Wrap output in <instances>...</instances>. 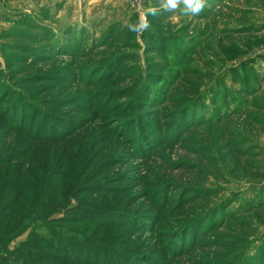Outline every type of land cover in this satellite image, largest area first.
Returning <instances> with one entry per match:
<instances>
[{
    "label": "rangeland",
    "instance_id": "obj_1",
    "mask_svg": "<svg viewBox=\"0 0 264 264\" xmlns=\"http://www.w3.org/2000/svg\"><path fill=\"white\" fill-rule=\"evenodd\" d=\"M56 5L0 0V153L108 189L70 203L110 227H52L65 264H264V0L149 16L141 36L126 24L159 0ZM26 236L0 237L3 264L35 262Z\"/></svg>",
    "mask_w": 264,
    "mask_h": 264
},
{
    "label": "trees",
    "instance_id": "obj_2",
    "mask_svg": "<svg viewBox=\"0 0 264 264\" xmlns=\"http://www.w3.org/2000/svg\"><path fill=\"white\" fill-rule=\"evenodd\" d=\"M135 17L137 18V16ZM65 34L69 37L72 36L70 30H66ZM51 39L56 43L58 49L60 47L66 49L68 46L66 39L59 41L52 36ZM70 39L77 41L78 38L76 36L75 38L70 37ZM148 93L151 94V92ZM21 117L20 115V121ZM19 127H21V123L18 125ZM60 131L62 132V130ZM27 133L30 142L31 140L34 141L33 143L51 141L48 137H33L29 126ZM65 137L64 134L59 138H54L50 143L56 144L66 139ZM31 154V149L19 148H14L8 153H0V237L6 239L13 234V238H16L17 235L27 232L26 240L14 252L26 251L30 255L37 253L38 258L33 259L34 263L25 262L22 259L24 262L22 264H65L67 258L62 256L66 254L62 251L64 240L59 239V234L52 227L66 225L79 227L80 222L95 225L99 229L110 227L111 222H101L99 215H96L99 211L96 209L98 208L97 203L91 202L90 205H94L92 210L85 205V199H82L76 206H71L70 203L73 199L81 198L83 194H105L108 189L93 188L91 190L88 187L78 189L75 181L69 180L73 181V184L65 188L66 191H64L61 189V185L63 179L66 180V178L61 175V166L55 165L49 172L48 168L52 159L49 158L45 160L46 162H37L34 161ZM89 212L98 218L85 216ZM55 214H61V217L54 218ZM81 238L83 241L84 237ZM88 243L89 241L86 246L95 249L92 246L93 242L90 246ZM18 258L19 256H16V259ZM0 260V264H3L1 258ZM5 263L8 264L7 261ZM12 264L21 263L15 261Z\"/></svg>",
    "mask_w": 264,
    "mask_h": 264
},
{
    "label": "clouds",
    "instance_id": "obj_3",
    "mask_svg": "<svg viewBox=\"0 0 264 264\" xmlns=\"http://www.w3.org/2000/svg\"><path fill=\"white\" fill-rule=\"evenodd\" d=\"M136 3L140 4L143 9L142 0H136ZM206 4L207 0H159V7L149 5L139 13L137 21L126 24V28L129 32L141 36L151 28L149 16L157 17L163 13H176L177 11L183 15L198 16L204 11Z\"/></svg>",
    "mask_w": 264,
    "mask_h": 264
},
{
    "label": "crops",
    "instance_id": "obj_4",
    "mask_svg": "<svg viewBox=\"0 0 264 264\" xmlns=\"http://www.w3.org/2000/svg\"><path fill=\"white\" fill-rule=\"evenodd\" d=\"M40 1H41V4H42V5L45 4L47 7L50 6V5H51V6H54V7H55V6H59V5H56L57 2H58L59 0H40ZM67 1H68V0H67Z\"/></svg>",
    "mask_w": 264,
    "mask_h": 264
},
{
    "label": "built area",
    "instance_id": "obj_5",
    "mask_svg": "<svg viewBox=\"0 0 264 264\" xmlns=\"http://www.w3.org/2000/svg\"><path fill=\"white\" fill-rule=\"evenodd\" d=\"M60 1V0H59ZM132 6L134 7L135 5L139 6L138 3H136V0H131Z\"/></svg>",
    "mask_w": 264,
    "mask_h": 264
}]
</instances>
